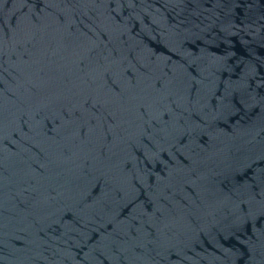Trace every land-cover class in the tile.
<instances>
[{
	"label": "water",
	"instance_id": "water-1",
	"mask_svg": "<svg viewBox=\"0 0 264 264\" xmlns=\"http://www.w3.org/2000/svg\"><path fill=\"white\" fill-rule=\"evenodd\" d=\"M0 264H264V0H0Z\"/></svg>",
	"mask_w": 264,
	"mask_h": 264
}]
</instances>
